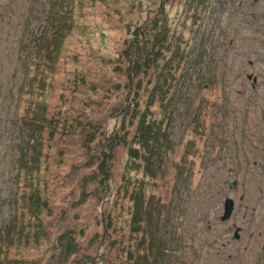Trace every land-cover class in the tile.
I'll use <instances>...</instances> for the list:
<instances>
[{
    "label": "rangeland",
    "instance_id": "1",
    "mask_svg": "<svg viewBox=\"0 0 264 264\" xmlns=\"http://www.w3.org/2000/svg\"><path fill=\"white\" fill-rule=\"evenodd\" d=\"M46 1L0 0V264H264V0Z\"/></svg>",
    "mask_w": 264,
    "mask_h": 264
},
{
    "label": "trees",
    "instance_id": "2",
    "mask_svg": "<svg viewBox=\"0 0 264 264\" xmlns=\"http://www.w3.org/2000/svg\"><path fill=\"white\" fill-rule=\"evenodd\" d=\"M46 2H48V0ZM57 10L58 9H54V14L57 13ZM62 12H63V10L60 13L61 15H62ZM64 14H66V13H64ZM60 20H61V18L57 19V21H59V22H60ZM57 24H58L57 25L58 27L56 28V30H58V34H59V29H58L59 27H60V29L62 28V30L65 32H66V29L68 27H70V23H63L64 25H61V22H60ZM47 39H48V42H50L51 39H49V38H47ZM52 40L54 41V39H52ZM157 83H158V81H157ZM168 91H169V87L166 86V92H168ZM170 94H172L171 91H170ZM173 97H175V96H173ZM150 103H151V99H150L148 104H150ZM147 113H148V111H147ZM161 122L162 121L154 122L153 120L150 121L149 119H147L146 111H145L143 113V117H142L141 121L139 122V125L136 126L137 131L134 135V140L136 142L140 143L143 147H145L147 152H148L147 155H144L146 165L152 164V159H153V162L155 163V159L158 156V152L160 150V147H158V141H159V138L162 136V132L164 133V130H162L160 127ZM160 132H161V134H160ZM114 143H115V141L113 142V145H114ZM130 150H131L130 156L132 157L131 161H130V167H131L132 163L135 162V158L137 157L139 150L137 149V147H135L133 145H130ZM103 162H104V160H103ZM20 167L25 168V169L29 168V166L27 164H25L24 162L21 163ZM34 193L38 194V192H36V191H34ZM30 198H31L32 204H33V205H30V206H32V211L34 214H37L39 212L38 210L40 209L39 206L41 205V203L37 200L38 198L35 197L34 195ZM136 200H138V199H136ZM17 222L24 223L25 221L24 220L18 221V219H15L14 222H11V226H9V229H14V234L16 233V230H18L19 228L22 227L21 225L17 224ZM14 225H15V228L13 227ZM5 233L7 234V232H2L1 236L5 237ZM63 239H64V241H67V237H64ZM0 240H1V238H0ZM0 252H1V250H0ZM13 260L16 262H21V259H19L17 257H14ZM139 263L140 264H149L147 262V260L145 262H139ZM6 264H9V263L6 262ZM135 264H138V262H135Z\"/></svg>",
    "mask_w": 264,
    "mask_h": 264
},
{
    "label": "water",
    "instance_id": "3",
    "mask_svg": "<svg viewBox=\"0 0 264 264\" xmlns=\"http://www.w3.org/2000/svg\"><path fill=\"white\" fill-rule=\"evenodd\" d=\"M236 184V180L235 181H232L229 186L233 187L234 185ZM234 208V202L231 198L227 197L225 198V202H224V211H223V214H222V219H226L232 212ZM240 226H237L235 231H234V238L235 239H238L240 237V234H239V230H240Z\"/></svg>",
    "mask_w": 264,
    "mask_h": 264
},
{
    "label": "bare ground",
    "instance_id": "4",
    "mask_svg": "<svg viewBox=\"0 0 264 264\" xmlns=\"http://www.w3.org/2000/svg\"><path fill=\"white\" fill-rule=\"evenodd\" d=\"M6 55V54H5ZM1 58V57H0Z\"/></svg>",
    "mask_w": 264,
    "mask_h": 264
}]
</instances>
